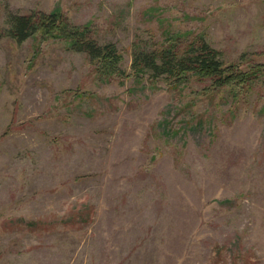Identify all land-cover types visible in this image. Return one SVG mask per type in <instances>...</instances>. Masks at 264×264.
<instances>
[{
	"label": "rangeland",
	"instance_id": "obj_1",
	"mask_svg": "<svg viewBox=\"0 0 264 264\" xmlns=\"http://www.w3.org/2000/svg\"><path fill=\"white\" fill-rule=\"evenodd\" d=\"M61 11L123 55L106 77L12 17ZM197 39L264 65V0H0V264H264V75L133 70Z\"/></svg>",
	"mask_w": 264,
	"mask_h": 264
},
{
	"label": "trees",
	"instance_id": "obj_2",
	"mask_svg": "<svg viewBox=\"0 0 264 264\" xmlns=\"http://www.w3.org/2000/svg\"><path fill=\"white\" fill-rule=\"evenodd\" d=\"M12 25L10 36L17 43L38 36L43 40H60L70 49L87 54L106 77L120 72L123 55L117 46L101 45L94 39L90 26H72L61 11L13 16ZM133 70L139 75L149 72L153 78L167 76L176 84L198 76L212 81L216 88L252 84L258 76L264 75V65H254L246 72L239 65L227 66L221 52L203 39H197L185 49L177 44L161 50L139 49L134 53Z\"/></svg>",
	"mask_w": 264,
	"mask_h": 264
}]
</instances>
